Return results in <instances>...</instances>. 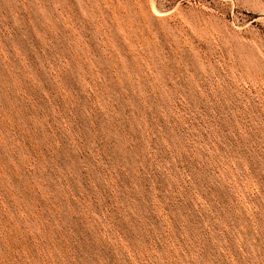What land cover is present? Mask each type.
Wrapping results in <instances>:
<instances>
[{
	"label": "rangeland",
	"instance_id": "374dc122",
	"mask_svg": "<svg viewBox=\"0 0 264 264\" xmlns=\"http://www.w3.org/2000/svg\"><path fill=\"white\" fill-rule=\"evenodd\" d=\"M0 264H264V0H0Z\"/></svg>",
	"mask_w": 264,
	"mask_h": 264
}]
</instances>
